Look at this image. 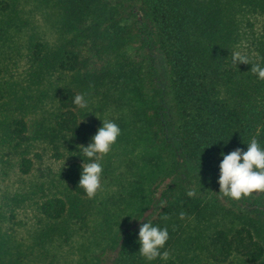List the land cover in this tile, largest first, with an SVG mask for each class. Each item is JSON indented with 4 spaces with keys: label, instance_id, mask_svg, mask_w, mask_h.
I'll use <instances>...</instances> for the list:
<instances>
[{
    "label": "trees",
    "instance_id": "16d2710c",
    "mask_svg": "<svg viewBox=\"0 0 264 264\" xmlns=\"http://www.w3.org/2000/svg\"><path fill=\"white\" fill-rule=\"evenodd\" d=\"M255 64L264 0H0V264H62L50 248L92 212L79 180L101 95L133 112L142 150L92 264H264V193L236 201L218 184L222 153L264 148ZM147 222L167 228V261L140 255Z\"/></svg>",
    "mask_w": 264,
    "mask_h": 264
},
{
    "label": "rangeland",
    "instance_id": "374dc122",
    "mask_svg": "<svg viewBox=\"0 0 264 264\" xmlns=\"http://www.w3.org/2000/svg\"><path fill=\"white\" fill-rule=\"evenodd\" d=\"M36 17L39 19V10ZM256 24L259 28L258 19ZM100 97L106 98L108 102L106 106L103 105L104 101L97 105L95 122H98L99 127L105 120L115 122L121 129V135L111 152L98 161L103 167L102 188L91 199L92 212L86 216L84 222L76 226L67 243L50 248L52 255L62 264H92L93 252L107 241L110 230L127 214L130 195L128 190H132L138 180L135 175L138 173L137 167L134 165L141 164L137 161L142 150L137 137L140 134L139 124L128 106L113 105V100L103 95ZM53 168L57 169V166Z\"/></svg>",
    "mask_w": 264,
    "mask_h": 264
},
{
    "label": "clouds",
    "instance_id": "9594fccd",
    "mask_svg": "<svg viewBox=\"0 0 264 264\" xmlns=\"http://www.w3.org/2000/svg\"><path fill=\"white\" fill-rule=\"evenodd\" d=\"M232 63L237 66L239 63L249 64L250 62L247 55L235 51L232 53ZM251 72L256 74L260 80H264V67L255 64L251 67ZM73 103L80 108L87 107L84 94H77ZM120 135L119 125L105 120L91 138L92 142L86 147L82 146L83 156L93 161L82 164L79 180V187L84 190L89 199L94 198L102 188L103 167L98 161L102 156L111 152ZM247 145L246 151L236 148L226 155L221 154L223 159L219 164V193L231 200L239 201L251 197L254 193H264V148L260 146L255 137ZM187 195L192 197L194 192L189 191ZM165 206L162 202L161 208ZM185 215L181 212L179 218L184 219ZM167 218V216L164 217V219ZM138 236L139 253L146 260L153 261L159 258L167 261L170 259V253L167 250L161 252L169 240L167 228L153 226L150 222L143 223Z\"/></svg>",
    "mask_w": 264,
    "mask_h": 264
}]
</instances>
